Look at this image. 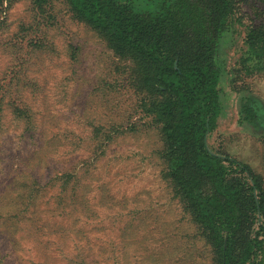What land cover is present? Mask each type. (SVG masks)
Returning a JSON list of instances; mask_svg holds the SVG:
<instances>
[{
  "label": "rangeland",
  "instance_id": "obj_1",
  "mask_svg": "<svg viewBox=\"0 0 264 264\" xmlns=\"http://www.w3.org/2000/svg\"><path fill=\"white\" fill-rule=\"evenodd\" d=\"M123 1L150 9L156 0ZM260 24L264 0H235L219 52L223 110L206 144L264 181V76L238 66L247 28ZM131 71L65 0L41 10L5 1L0 264H215L167 175L160 126L139 108ZM244 97L256 126L241 121Z\"/></svg>",
  "mask_w": 264,
  "mask_h": 264
},
{
  "label": "trees",
  "instance_id": "obj_2",
  "mask_svg": "<svg viewBox=\"0 0 264 264\" xmlns=\"http://www.w3.org/2000/svg\"><path fill=\"white\" fill-rule=\"evenodd\" d=\"M31 1L41 10L50 0ZM65 2L115 55L131 62L139 108L160 126L167 175L214 263L262 264L264 181L248 165L213 155L206 144L223 110L219 52L235 0H156L150 9L123 0ZM238 66L264 76V24L247 28ZM240 118L251 127L261 119L246 97Z\"/></svg>",
  "mask_w": 264,
  "mask_h": 264
}]
</instances>
